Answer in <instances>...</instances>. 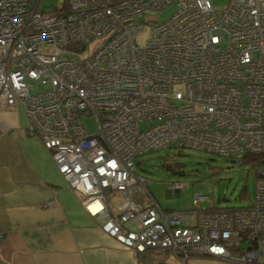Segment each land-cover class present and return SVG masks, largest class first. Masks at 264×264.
<instances>
[{
  "label": "built area",
  "instance_id": "built-area-1",
  "mask_svg": "<svg viewBox=\"0 0 264 264\" xmlns=\"http://www.w3.org/2000/svg\"><path fill=\"white\" fill-rule=\"evenodd\" d=\"M40 2L0 0V105L24 112L85 213L137 254L170 253L156 264H264V0ZM169 7L166 21H138ZM171 146L259 157L253 205L201 209L195 196L193 210L163 212L132 169ZM114 194L123 201L111 208Z\"/></svg>",
  "mask_w": 264,
  "mask_h": 264
},
{
  "label": "crops",
  "instance_id": "crops-1",
  "mask_svg": "<svg viewBox=\"0 0 264 264\" xmlns=\"http://www.w3.org/2000/svg\"><path fill=\"white\" fill-rule=\"evenodd\" d=\"M29 129L22 110L0 105V264H138L85 213Z\"/></svg>",
  "mask_w": 264,
  "mask_h": 264
},
{
  "label": "rangeland",
  "instance_id": "rangeland-1",
  "mask_svg": "<svg viewBox=\"0 0 264 264\" xmlns=\"http://www.w3.org/2000/svg\"><path fill=\"white\" fill-rule=\"evenodd\" d=\"M229 0H211L216 8H223ZM65 0H41L39 9L42 6L46 11L60 9ZM175 8L169 7L160 14H146L138 18V21L155 20L162 22L168 20L174 13ZM146 25H152L146 24ZM148 27V26H147ZM148 37V30L138 38L139 44H143ZM99 44L94 40L88 45L85 52L80 54L81 58L89 55ZM41 91L46 90L40 87ZM158 123L152 122L150 125ZM88 132L94 130L92 118H83ZM149 123L141 122L140 130L147 128ZM169 167V169H167ZM259 166L245 161L242 155L231 159L218 157L194 149H163L149 152L135 158L133 171L145 180L148 191L153 199L163 210H189L193 209L192 200L195 196H203L204 202L199 204L201 209L214 208H242L252 204L257 186L256 173ZM173 184L181 185L179 192L172 190ZM115 195V194H114ZM113 196V195H112ZM114 197L107 199L110 207L115 208L119 199ZM123 199V198H122ZM121 200V198H120ZM141 201V197H139ZM166 257L157 253L148 256H136L138 264H156ZM170 264H176L171 259ZM187 264H238L215 258L190 259Z\"/></svg>",
  "mask_w": 264,
  "mask_h": 264
},
{
  "label": "trees",
  "instance_id": "trees-1",
  "mask_svg": "<svg viewBox=\"0 0 264 264\" xmlns=\"http://www.w3.org/2000/svg\"><path fill=\"white\" fill-rule=\"evenodd\" d=\"M171 148H173L174 149V147H167V148H165V149H171ZM161 150H163V149H161ZM180 150H182V149H180ZM160 151V150H159ZM149 152H154V151H148V152H146V153H149ZM146 153H144V154H146ZM205 153V152H204ZM144 154H142V155H144ZM209 154V153H208ZM141 156V155H140ZM219 157V156H218ZM224 158V157H223ZM232 158H234V157H232ZM226 159H231V158H226ZM243 159L245 160V161H248V162H250V163H252L253 164V166H261V161H260V159H259V157H257V156H243ZM167 169H169V167H167ZM133 170V169H132ZM134 172V171H133ZM135 173V172H134ZM136 174V173H135ZM137 175V174H136ZM256 176H257V173H256ZM144 189H145V192H146V194H147V196L149 197V199L155 204V205H157L163 212H168V213H172V212H177V211H174V210H163L160 206H159V204L153 199V197L151 196V194L149 193V191H148V188H147V185H144ZM256 191V190H255ZM254 196H255V194H254ZM194 199V198H193ZM254 200V199H253ZM192 204H193V200H192ZM253 205V202H252V204L250 205V206H248V207H242V208H250L251 206ZM213 207V206H212ZM210 208H211V206H210ZM194 209V208H193ZM193 209H189V210H180V212H188V211H190V210H193ZM216 209H218V208H216ZM220 209V208H219ZM222 209H223V207H222ZM234 209H241V208H234ZM152 253H157V254H159V255H162V256H164V257H166L165 259H168V257H169V255L168 254H170L169 252H167V251H160V250H152V251H149V252H147V253H145V254H137V255H143V256H148L149 254H152ZM156 262H157V260H156Z\"/></svg>",
  "mask_w": 264,
  "mask_h": 264
}]
</instances>
